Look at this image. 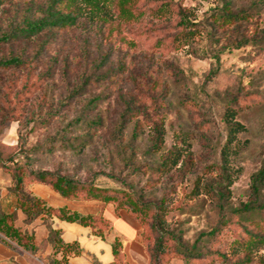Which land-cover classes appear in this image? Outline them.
I'll return each mask as SVG.
<instances>
[{
	"label": "rangeland",
	"instance_id": "374dc122",
	"mask_svg": "<svg viewBox=\"0 0 264 264\" xmlns=\"http://www.w3.org/2000/svg\"><path fill=\"white\" fill-rule=\"evenodd\" d=\"M174 1L200 22L202 33L191 46L160 49L155 42L168 31L147 9L138 19L115 18L97 27L88 46L83 30L71 29L36 60L37 68L7 72L0 84V167L18 164L100 186L132 187L146 200L163 201L167 228H180L191 242L248 200L251 176L264 163V0H231L232 12L245 14L237 24L214 29L210 15L219 0ZM106 53L103 70L114 76L72 93L76 73L66 68H84ZM48 62L52 78L23 95L24 81L35 82ZM132 96L138 105L125 115ZM229 103L245 130L223 155ZM155 124L164 130L160 152L150 149ZM172 147L189 152L186 168L180 159L168 174L157 173L159 159ZM243 235L238 225L226 223L210 246L230 255ZM250 258L252 264L264 260V244Z\"/></svg>",
	"mask_w": 264,
	"mask_h": 264
},
{
	"label": "trees",
	"instance_id": "16d2710c",
	"mask_svg": "<svg viewBox=\"0 0 264 264\" xmlns=\"http://www.w3.org/2000/svg\"><path fill=\"white\" fill-rule=\"evenodd\" d=\"M219 1L221 6L214 9L210 15L211 29L225 24H237L236 22L242 19L245 12L239 10L232 12L231 0ZM153 2L154 4H151ZM147 9H150L152 17L163 21L162 27L168 31L163 38L155 42L160 49L177 50L191 46L196 37L202 33L200 22L190 18L185 8L174 0H0V84H3L4 75L9 71L29 72L37 68V62L41 61L42 56L59 35L71 29H81L84 33V44L88 46L90 36L94 32L97 33V27H103L105 23L115 18L138 19L147 13ZM206 33L212 37L210 30H206ZM242 41L246 43L251 39L243 38ZM95 44L97 45V42ZM239 45L236 44L235 47ZM86 46L82 47V52L87 51ZM214 55L217 56L216 53ZM108 57L107 53L98 61L96 57L89 65L85 64L84 68H66L67 73L68 70L76 73L71 92L86 91L93 83H97V79L114 76L112 72L103 70ZM125 67L124 65L121 71H126ZM53 73L52 62L46 63L35 82L24 81L23 95H29L45 81L44 79L52 78ZM151 98L155 101L158 97L151 96ZM136 104L138 105V100L132 96L125 104L124 114L130 112V108ZM236 115L233 104H227L223 112L227 130L226 142L222 149L223 155L232 148L231 145L237 134L245 130L243 124L237 121ZM121 120L126 121V118L123 116ZM93 124H97V120H94ZM163 142L162 125L155 124L151 151L160 152ZM180 159H184L185 169L190 160L189 152L172 147L161 156L155 171L168 174L178 165ZM1 168L11 177L10 190L16 196V207L25 215L27 222L38 216H42L45 220L56 217L88 226L94 235L101 238L110 229L109 221L102 216L82 215L66 207L47 205L43 199L31 194L28 187L30 184L46 186L67 200L97 201L112 204L116 212L126 210L141 226V240L147 264H169L172 259H181L189 264H208L213 260L231 264H252L251 250L264 244V232L259 230L264 227V203L260 200L264 185V163L251 176L248 200L237 207H231L214 228L200 232L191 242L184 239L180 228H167L163 201L146 200L143 194L132 187L100 186L91 181H78L53 171L25 170L23 165L18 164H4ZM15 220V213L1 214L0 233L24 250L34 252L36 250L34 235L19 230L15 226ZM226 223L236 224L244 232L233 246L230 255L210 246L216 241L221 228ZM46 226L53 254H59V258H53L52 262L68 264L70 256L80 253L78 243H64L60 238L59 230L53 229L49 223H46ZM111 248L113 259L108 264H127L122 240L116 238L111 243ZM241 251L243 252L241 257L231 260ZM91 264L101 263L94 261ZM258 264H264V260Z\"/></svg>",
	"mask_w": 264,
	"mask_h": 264
},
{
	"label": "crops",
	"instance_id": "0c3cea01",
	"mask_svg": "<svg viewBox=\"0 0 264 264\" xmlns=\"http://www.w3.org/2000/svg\"><path fill=\"white\" fill-rule=\"evenodd\" d=\"M11 177L0 167V215L15 213V226L27 233L34 235L36 250H24L14 242L9 241L0 233V264H54L53 248L48 241L46 223L53 229L60 231V238L64 243L77 242L80 253L68 258V264H91L98 261L108 264L112 261L111 243L119 238L123 242V250L127 264H144L146 255L141 240V226L135 218L129 216L126 210L115 211L112 204L97 201L67 200L50 188L33 184L29 190L33 196L39 197L52 207H66L82 215H99L107 219L110 229L103 238L92 233V229L75 222H67L56 217L45 220L38 216L30 222L25 220V215L16 207V196L10 190Z\"/></svg>",
	"mask_w": 264,
	"mask_h": 264
}]
</instances>
